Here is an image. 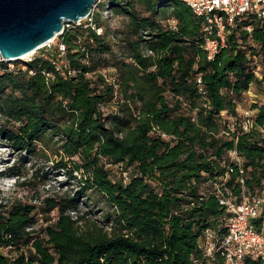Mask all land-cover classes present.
<instances>
[{
    "label": "trees",
    "instance_id": "trees-1",
    "mask_svg": "<svg viewBox=\"0 0 264 264\" xmlns=\"http://www.w3.org/2000/svg\"><path fill=\"white\" fill-rule=\"evenodd\" d=\"M86 24L29 61L0 60V144L76 185L39 206L0 202V264H224L204 247L229 216L220 201L264 192V18L236 17L212 60L183 0H101ZM59 43L72 75L51 63ZM252 85L261 101L243 130ZM251 225L264 229V208Z\"/></svg>",
    "mask_w": 264,
    "mask_h": 264
},
{
    "label": "built area",
    "instance_id": "built-area-1",
    "mask_svg": "<svg viewBox=\"0 0 264 264\" xmlns=\"http://www.w3.org/2000/svg\"><path fill=\"white\" fill-rule=\"evenodd\" d=\"M99 1L101 0L95 1L91 13L85 19L75 24H66L65 27L78 26L83 21L87 22L85 26L92 25L91 17ZM183 1L186 2V4L191 7L193 13L203 21L202 31L204 33V42L202 48L208 60H212L220 49L225 46L227 27L233 26L236 17L255 15L258 18H264V0ZM102 16L110 19L112 13L106 9L102 11ZM96 32L99 34L101 29H96ZM53 41L54 40L44 45L48 47V51L54 46L51 47ZM64 56L65 47L63 44L59 43L58 53L52 58L51 63L62 75H72L73 72H69L67 69L68 65ZM0 60L3 61L1 58ZM29 60H31V58L27 59V61ZM258 71L257 69V71L254 72L258 75ZM107 80L112 81V76L108 75ZM241 114L244 118L240 124L241 128L247 130L251 126L250 117L252 111L243 109L241 110ZM228 126L230 130L234 129L232 124ZM229 156L238 166L240 165V158L235 151H231ZM120 173L123 180L127 181L126 172L120 171ZM220 203L227 206L229 216L224 222L223 229L215 233L208 230L205 232V253L211 255L213 251H216L218 255L223 258L224 264H244V259L260 260L261 263L264 264V229L256 231L251 225V221L259 216L264 208V192L259 196L251 197L243 194L241 200L237 204L228 199L221 200Z\"/></svg>",
    "mask_w": 264,
    "mask_h": 264
},
{
    "label": "water",
    "instance_id": "water-1",
    "mask_svg": "<svg viewBox=\"0 0 264 264\" xmlns=\"http://www.w3.org/2000/svg\"><path fill=\"white\" fill-rule=\"evenodd\" d=\"M96 0H0V58L12 62L85 19Z\"/></svg>",
    "mask_w": 264,
    "mask_h": 264
},
{
    "label": "rangeland",
    "instance_id": "rangeland-1",
    "mask_svg": "<svg viewBox=\"0 0 264 264\" xmlns=\"http://www.w3.org/2000/svg\"><path fill=\"white\" fill-rule=\"evenodd\" d=\"M122 23L120 18L113 20V24ZM56 38L51 44V47L55 45ZM48 51V47L44 46L35 52L30 57L45 53ZM28 58L22 60L8 62L10 64H20L23 61H27ZM261 96L257 92L255 86H251L249 94L243 97L239 110L248 109L250 105L255 102H260ZM16 168L20 177L8 176L7 169L11 166ZM22 183V184H21ZM75 184L66 180L65 176L61 171L56 170L50 162H46L41 158L25 156L23 154L18 155L12 152L8 147L0 144V202L2 204H10L13 202L31 203L36 206L40 205L45 197L53 195H62L65 191L70 190ZM91 200L93 206L89 207L90 213L88 214L92 219L101 220L103 215L108 213L110 210L103 203L100 195L97 193L91 194ZM79 213L87 211V207L79 203ZM55 213L51 214L54 217ZM38 217V225L41 222L40 215ZM37 225V227H38ZM36 227V225H35ZM0 252L6 253L5 249H0Z\"/></svg>",
    "mask_w": 264,
    "mask_h": 264
},
{
    "label": "bare ground",
    "instance_id": "bare-ground-1",
    "mask_svg": "<svg viewBox=\"0 0 264 264\" xmlns=\"http://www.w3.org/2000/svg\"><path fill=\"white\" fill-rule=\"evenodd\" d=\"M32 53H33V52H30V53H28V54L22 56L20 59H24V58L26 59V58L30 57V55H31Z\"/></svg>",
    "mask_w": 264,
    "mask_h": 264
}]
</instances>
